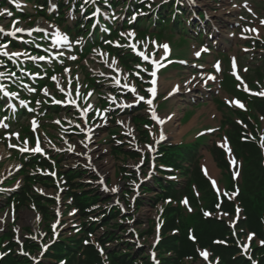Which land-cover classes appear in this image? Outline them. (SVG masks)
<instances>
[{"label": "rangeland", "instance_id": "374dc122", "mask_svg": "<svg viewBox=\"0 0 264 264\" xmlns=\"http://www.w3.org/2000/svg\"><path fill=\"white\" fill-rule=\"evenodd\" d=\"M121 1L123 2L124 0H117L116 3L120 6ZM182 1L184 2L185 6H192L190 7V10L193 11V6L197 4L196 2H200L201 0H192L193 4L186 0H181V2ZM202 1L208 4V7L201 8L207 14V19L210 21L211 27H213L214 29L220 28L221 32L217 35L218 38L215 39L216 41L218 39L221 40L225 37V35L229 36L231 32L239 33V18L237 15L239 10L246 4L252 7L255 10V13H258L259 15L263 14L259 10V8L255 6L254 0H240L238 2H235V0ZM158 2L162 3V0H151L150 2L146 3L145 6L152 7L153 4H158ZM258 2H264V0H258ZM149 3L152 4L149 5ZM63 4L65 6L71 5L72 10L70 12H67L68 9L64 10V12H66V14H64L65 20L61 24H58L55 21H49L47 18L40 16L41 11H37L35 9V7L33 6V1L16 0L15 3L11 2L7 5L0 6V28H2L3 31L7 29L17 30L18 28H22L23 30H43L41 28H37L36 26L40 25L41 23H46L52 25L54 28L62 32H48L50 36H61L71 41H73L72 39H74V41L83 40L82 37L87 32V21L84 22L83 27L71 33V26L78 21L76 20L73 23L72 19V11L74 10L75 6L74 0H65ZM13 6L18 9V12L13 11ZM50 6V10H52L54 13H57L59 11V6H57L56 0H50ZM127 8V6L123 7L122 13H115V15L112 16L111 21L116 22L117 26H124V24L127 23ZM130 12L131 11H129L128 13ZM83 15L84 13L81 12L79 17ZM138 18L139 17H137L136 19ZM206 23H208V21L200 23V25H206ZM128 30L133 32L145 31L144 28H137L136 26H134L133 28L126 29V31L124 30L126 34H128ZM3 31H0V33L2 34ZM208 34L209 31L207 30V35ZM130 35L134 34L130 33L129 37ZM213 36L216 37V35L214 34ZM236 37L237 36L232 38L229 41L230 45L225 48V51L228 52L229 55L237 53L240 50L241 42L237 40ZM0 38H2V36H0ZM194 38H196L195 35ZM159 40L161 41V43H165L171 48V57L176 60V63H174L175 68L172 67L166 69V72L162 76V81L160 80L161 85L159 88V95L157 93L155 100L149 103V105L151 106L150 109L146 108V106L143 107L146 110L144 112H139L143 113V115L141 116H149V111L152 109L153 103L157 100L158 97H160V95H165V92L169 90L171 83L173 82L171 79L182 77L177 76L178 72L182 73V70H178L181 68V66L177 64L178 59H183L186 61L191 60V58L189 57L188 49L190 48L191 44L193 45L191 46V49L195 44V41L191 43V40H189L184 34H180V36L176 37L174 33L170 32V30L166 31L164 34H160ZM76 46H80V44H76ZM0 48H2L1 50L8 55H15L18 53V56L21 57H30L31 59L35 58L34 55H31L28 51H24L23 49L9 46L3 47L1 45ZM56 50H63V47H57ZM101 54L106 55V53H102L101 51L92 49L91 54H89L87 57L70 60V64L72 68H74V70L72 68H67L62 75H57L54 78L57 77L58 82L59 80H61V78H67V80L74 82V84L83 83L84 77H86L90 83H92L94 79L105 78L104 76L107 75V68L109 65L106 58H103L104 62L102 61L100 57ZM65 55L69 56V54L61 53V57H64ZM108 56L109 60H115V62L118 63V66L122 64L126 68L131 67V69L133 70L130 72V74H128V82L133 83V79L135 80L134 77L139 76L140 78H142L141 83H143L144 85L143 88L148 92L150 98L153 97V94L150 91L149 82L146 83V80L148 79L145 76L136 74L138 71H142V68L145 70H149V68L145 67L144 65H139L137 60L134 61L135 57L131 56L128 52V49H126L125 47H122L121 51H119L115 55L112 54L111 56ZM212 60V55L208 56L204 59V63H211ZM169 65L171 64L162 65L161 68H165ZM55 74L56 73H54L52 76H54ZM181 75H185L184 71ZM229 84L233 86L237 85V83L232 79L229 80ZM103 85H106V83H103ZM94 86L95 88H99L101 90L102 84L96 85L95 83ZM162 88L163 90H161ZM52 92V89L43 88L42 94L44 95V97H51L53 96ZM94 95L97 99L98 95ZM120 95H123L122 97L124 98L130 96L129 92L126 90L120 92ZM184 99L185 98L180 99L179 97H176V99L172 101L174 109H176L177 105L179 103H182ZM199 106L202 105H197L195 108L198 109ZM164 107L165 105L162 106V108ZM169 112L170 111L166 110L163 111L162 114L166 115ZM119 114H123L122 119L126 120L125 125H134V116H136L134 112H121ZM176 114L177 115L174 116L173 122L171 123L172 125L170 127L168 126L170 141L174 143L177 142L181 137L179 131H173L175 130V125H178L182 115L178 113V111L176 112ZM63 115L74 118L72 113L63 112L59 113V115H53L52 118L54 119V121L52 123L56 122L57 117H59V120L64 121V119L62 118ZM191 116L192 112H188L182 119V125L188 123L191 119ZM23 122L24 121L21 120L20 123L16 124L10 132H14L13 134H15V132L17 131L13 129L19 127ZM202 125H204L203 128L208 127L205 124ZM141 126L143 127V124ZM183 127L185 126L180 127L178 125V128ZM148 129L150 132V137L158 133V128H156V126L153 124L148 125ZM8 130L9 129H6L5 131ZM123 131L125 132V128H123ZM45 132L49 134L50 139L51 136H53V140L57 139V134H55L51 128H48L47 130L45 129ZM172 135H174V137H172ZM103 136H105V133H100L99 136H97V140L99 138L101 141ZM177 136L178 140L176 138ZM73 138L75 139V137ZM126 138L121 140L119 142L121 144L117 146L113 145L112 139L108 141V143L102 142L103 145H97L93 147L94 149L98 150V152H95L94 154L95 160L93 164H96L98 166L99 173H104V182L107 181V184L110 187L109 189H107V191L103 189L105 185L101 182L100 178H98L99 174H94L92 172L94 174L92 176L91 173L87 171L89 170L87 167H85L87 160L84 161L81 158L77 160L75 159V156L70 153H67V156L63 157L61 164L64 168H74L78 169L81 172H85L84 175H82L81 173V176L78 177V180H80L82 183H80L81 187L79 186L81 189L77 187V190L79 189L82 192L78 194L79 197L77 198L81 199L83 198V196H87L90 194L93 197L97 198H99L100 196V199L94 201L95 203L92 202L91 204L84 206L83 208L80 207L81 203H79L78 201H73L70 205H76L80 207L79 213L74 212L75 209H73L72 211L67 209L63 210V204L61 202V212H63L64 217L59 218L61 220L59 227H54L53 225V223L55 222V213L53 212L52 204L54 203L55 195L57 194L62 196V200L64 198V200L69 202L70 199L66 197V194L67 191H73L72 185L74 182H63L61 185L63 186V192L59 194L57 188H55L54 185L51 184V181L49 180L50 176L39 175L40 177L35 176L32 178H28L30 182L33 181L34 184H36L38 189L43 190L45 194H47L46 196L49 198L47 201H42L38 197V193L36 192V190L33 189L32 192L37 193V196L33 198L34 200L30 205L19 207L17 212L14 213L15 217H11V219L7 218V220L4 221L1 218L3 217V215H1L0 213V237L3 234L2 239L4 240L5 235L8 233L6 238L12 240L13 245L10 247V257L15 261V264H54V254L46 253L47 255L43 257V254L39 253L41 248L46 245L48 241L61 239L64 233L72 232L75 226H78L82 223L86 224L88 223L87 220L97 221L98 219L101 220V223L99 226H95L97 227V229H95V231H92L90 235V242L94 247L97 248V250L103 248L104 252H110L111 256L113 257L115 253L121 254L124 251L129 252L128 248L131 249V256H122L121 258H119L121 260L117 261V264H250L249 262L253 257L255 258L257 254H247L246 249H241L242 247L244 248L247 243L258 254L264 253V244L261 243L262 241H264V234L260 233V236H258L257 233H254L256 232V228L254 226L249 225V228L247 229L244 223L243 214L239 216V219H237V221H233L232 217H229L228 220L230 221V223H234L237 228L239 227L242 230V235L238 236L243 237L245 242L242 241L241 243H237L236 237L230 232L225 224V226L222 225L224 228V234L226 228L227 234L230 235V237L227 238H221L217 235H214L211 233V229L208 230L205 227L201 226V228L199 229V236H201L200 239L203 242L202 244L204 247L199 246L193 254V257L189 255L191 252L188 254L185 252V248H181V244L174 245L172 242L176 241L177 235H174L172 225L159 227V216L170 213V210L167 209V206L170 207L171 204L170 199H165L166 196H164V194H162L153 185V183H151L153 179H155L154 181L157 180V174L161 170L157 168L156 165H154V162L152 161L155 160L152 159L153 155L150 159H148V154L152 153V151L154 152V154H157L158 148L154 146L151 150L152 147L149 146L147 151L145 149H142L143 151L140 150L137 142L141 141L142 138H139L138 131L127 132ZM202 141H205L206 143V141H208V136L203 135L201 128H196L191 130V132H189L187 135L183 136V142L181 143V145L183 147H187L191 143H201ZM26 142L27 141H24L22 143L25 144ZM11 143L14 142L12 141ZM129 143H131V148L127 146L130 145ZM110 145H112L113 149L117 148V152H115L114 150L112 153ZM78 146L80 147V145ZM102 149H105L106 152L103 153ZM0 150L3 151L2 154H4L5 156L8 155L7 152L10 154L2 169L4 170L8 165H14L15 162L12 159V155L5 147L4 143H0ZM79 151L82 153V150ZM201 152L203 151L201 150ZM175 154L184 155L188 158L187 152L185 151L179 150L176 151ZM143 155H146V161L144 163H140L138 157H142ZM171 158H174L176 160L174 153ZM206 158H208L211 164L214 166L212 161L213 158L207 153ZM189 159L192 160V158ZM135 164H138L136 168L134 167ZM83 168H85V170ZM140 168H142V171L140 179H137V184L134 183V181L136 180H130V185H128L129 177L126 174H132L135 170L138 172ZM215 173L216 178H220V172L215 169ZM171 174L173 175V179L177 180V182L183 184L185 183L184 174L180 175L178 171ZM185 175L187 176L188 172L185 173ZM7 180H13V184L11 186H15L17 189H20L23 185V178L21 176V173H19V170L16 172L15 176L10 175ZM147 180H149L148 183L146 182ZM17 181L20 182L17 183ZM92 190H95V193L88 192ZM202 205L205 206L206 203L203 202L202 204H200L199 208H201ZM1 207L2 205H0V208ZM118 207H122L123 209H117ZM92 208H96L95 212L89 211ZM189 209L190 208H187V210ZM120 210H123V212H120ZM172 211L173 208L171 207V212ZM225 216L226 214H223L222 217H224L225 219L227 218ZM126 218L128 219L125 220ZM129 219L133 221H129ZM184 220H187V218H185ZM169 221L176 224V218L174 216H170ZM89 226L90 225L88 224L85 227L86 230H88ZM56 233H58L57 237L55 236ZM208 235H210V237L207 239ZM109 236H112L111 239L106 240L107 242H104V238ZM261 237L262 240H260ZM230 245H232L233 247ZM52 248L56 247L52 246ZM104 248H106V250H104ZM204 252L207 253V257L202 258L201 254ZM238 252H242L243 255L239 256L236 260H231V257ZM96 262L98 263L99 260H97ZM92 263L93 262H90V264ZM256 263L264 264V257L261 260L254 259L253 264Z\"/></svg>", "mask_w": 264, "mask_h": 264}, {"label": "trees", "instance_id": "16d2710c", "mask_svg": "<svg viewBox=\"0 0 264 264\" xmlns=\"http://www.w3.org/2000/svg\"><path fill=\"white\" fill-rule=\"evenodd\" d=\"M257 155H259L258 151L256 152ZM258 160H256L254 163H253V168L256 170L258 169L259 167V164H258ZM255 174H256V178L258 180H261L259 181L260 185L262 187H264V170L263 172L262 171H255ZM199 181V179H198ZM200 184V183H198ZM201 188H202V185H201ZM201 195L204 197V194L201 190ZM257 200H258V206H257V209L256 211H252L254 212L249 218L248 220L246 221V224H248V226H254L257 230V231H260V218H261V213L262 211L264 210V189L259 192L257 194ZM191 219L194 221L196 227L198 229L201 228V226L205 227L206 229L208 230H212V234L214 235H217V236H221L224 234V228H223V224H219L217 222H215L214 220H204L200 213H195ZM225 232H226V228H225ZM210 237V235H208L207 239Z\"/></svg>", "mask_w": 264, "mask_h": 264}, {"label": "snow or ice", "instance_id": "6c2138e0", "mask_svg": "<svg viewBox=\"0 0 264 264\" xmlns=\"http://www.w3.org/2000/svg\"><path fill=\"white\" fill-rule=\"evenodd\" d=\"M261 23H264V21H262ZM0 31H3V29L0 28ZM17 31H23V29H17ZM14 34H15V33H13V35H14ZM122 35H123V34H122ZM132 47H135V45H132ZM163 47H164L165 49L168 48L167 45H164ZM15 55H18V53L15 54ZM197 55H199V53H197ZM40 59H43V57H40ZM152 75L155 76V72H153ZM153 83H155V81H153ZM152 91H154V89H153ZM260 95H264V93H260ZM140 99H144V98L141 97ZM149 103H151V102L149 101ZM37 150H39V149H37ZM261 243H264V241H262ZM202 255H204L205 257H207V253H206V252L202 253Z\"/></svg>", "mask_w": 264, "mask_h": 264}]
</instances>
